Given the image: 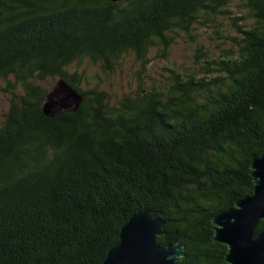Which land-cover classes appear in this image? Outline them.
<instances>
[{"label": "trees", "instance_id": "trees-1", "mask_svg": "<svg viewBox=\"0 0 264 264\" xmlns=\"http://www.w3.org/2000/svg\"><path fill=\"white\" fill-rule=\"evenodd\" d=\"M181 38L202 64L146 88L151 50ZM125 56L140 70L121 97L69 73ZM47 78L83 96L76 112L43 115ZM2 84L0 264H102L145 210L165 221L158 245L183 243L178 264H227L212 220L252 195L264 150V0H0Z\"/></svg>", "mask_w": 264, "mask_h": 264}, {"label": "water", "instance_id": "water-1", "mask_svg": "<svg viewBox=\"0 0 264 264\" xmlns=\"http://www.w3.org/2000/svg\"><path fill=\"white\" fill-rule=\"evenodd\" d=\"M118 3L120 0H107ZM83 96L67 83L60 81L52 88L42 107L45 117L76 112ZM253 179L252 195L239 200L235 207L218 214L212 220L213 241L226 247L227 264H264V150L250 166ZM165 221L149 210L132 215L122 226L118 240L107 251L102 264H178L184 257V246H160Z\"/></svg>", "mask_w": 264, "mask_h": 264}, {"label": "rangeland", "instance_id": "rangeland-1", "mask_svg": "<svg viewBox=\"0 0 264 264\" xmlns=\"http://www.w3.org/2000/svg\"><path fill=\"white\" fill-rule=\"evenodd\" d=\"M209 33V31H208ZM206 39V38H205ZM204 41L197 40L199 44H204ZM229 44L226 42V46ZM195 45L184 41V38L178 39L177 43L172 47L166 59H161V55L157 49L151 50L148 55L149 62L146 65L145 72L142 74L143 84L146 88L151 86L152 82L160 83L165 82L166 78L170 76V71L180 72L184 74V68L190 67L197 68L202 64L201 59H197L192 49ZM213 54H219L213 51ZM140 64L132 56H125L117 69L113 72H107L105 76L101 75L98 68L92 66L87 60H82L80 64H73L69 69L70 74L79 73L82 76L80 87L86 90L95 84L99 85V89L107 92L110 96L121 97L134 93L138 82V72ZM98 77V80L96 79ZM151 80V81H150ZM58 79L47 78L44 81L37 82L39 86L44 89L51 90L57 83ZM5 85H1L0 89V122L3 120L4 115L8 112L11 105L12 97L4 91Z\"/></svg>", "mask_w": 264, "mask_h": 264}, {"label": "bare ground", "instance_id": "bare-ground-1", "mask_svg": "<svg viewBox=\"0 0 264 264\" xmlns=\"http://www.w3.org/2000/svg\"><path fill=\"white\" fill-rule=\"evenodd\" d=\"M58 82H59V80L57 81V83H58ZM57 83H56V85H57ZM56 85H55L54 87H56ZM67 85H68V84H67ZM69 86H70V85H69ZM54 87H53V88H54Z\"/></svg>", "mask_w": 264, "mask_h": 264}]
</instances>
